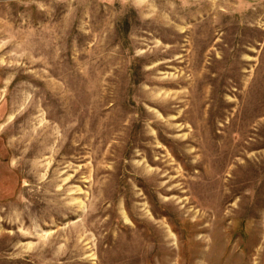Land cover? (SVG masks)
Instances as JSON below:
<instances>
[{"label": "rangeland", "instance_id": "374dc122", "mask_svg": "<svg viewBox=\"0 0 264 264\" xmlns=\"http://www.w3.org/2000/svg\"><path fill=\"white\" fill-rule=\"evenodd\" d=\"M0 264H264V0H0Z\"/></svg>", "mask_w": 264, "mask_h": 264}]
</instances>
